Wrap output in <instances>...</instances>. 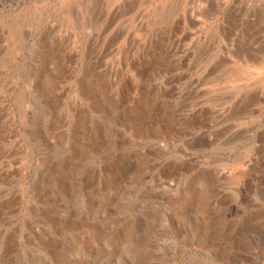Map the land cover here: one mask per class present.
Listing matches in <instances>:
<instances>
[{
  "label": "rangeland",
  "instance_id": "obj_1",
  "mask_svg": "<svg viewBox=\"0 0 264 264\" xmlns=\"http://www.w3.org/2000/svg\"><path fill=\"white\" fill-rule=\"evenodd\" d=\"M0 264H264V0H0Z\"/></svg>",
  "mask_w": 264,
  "mask_h": 264
}]
</instances>
